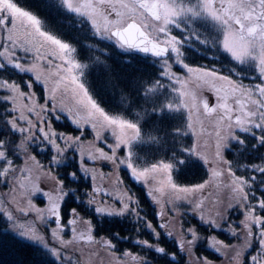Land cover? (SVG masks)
Returning a JSON list of instances; mask_svg holds the SVG:
<instances>
[{"label":"snow or ice","instance_id":"1","mask_svg":"<svg viewBox=\"0 0 264 264\" xmlns=\"http://www.w3.org/2000/svg\"><path fill=\"white\" fill-rule=\"evenodd\" d=\"M48 2L51 6L57 7L61 14H68L73 18H81L77 23L89 24L91 29L102 40L113 41L114 47L136 50L157 58V61L162 66L160 75L174 83L172 92L177 96L175 100L163 102L160 106V111L162 113H182L184 110H188L187 127L193 131L194 135L196 133L192 115L194 111H200L196 103L197 96L195 92L188 89L189 79H185L184 76L178 75L177 72L173 71V65L186 70L187 74H199L195 79L202 84L208 85L210 90H214L217 94V104L210 105L207 99L200 101L205 115L216 112L217 106L221 109L215 125L217 143L213 160H209L203 154L197 152L195 146L183 149L185 152L198 156L209 167L210 178L194 186L185 187L173 181L171 175L173 164L171 163L159 161L150 165L139 166L133 146L143 140L142 125L138 116L132 117L131 104L125 110V114L109 115L106 113L89 95L88 89L85 88L84 83L80 80V77L84 75L83 68L85 66L75 58L77 48L70 42H65L48 31L46 23L38 14L23 9L14 0H0V28H5L8 31L7 40L12 48L20 47L23 51L30 52L32 47H35L36 59L38 61L44 60L46 67L38 70L37 63H33L30 66L22 64L16 57L15 52L8 47H4V50L0 51V57H6L8 64L20 72H38L35 80H30L27 83V88L31 89L33 83H41L47 89V82L41 80L39 72H47L54 86L49 90L51 95L42 104L37 105L33 99L36 95L35 92L25 93L21 90L20 84L9 82L8 80H0V89H6L11 93V95L0 96V102L11 101L14 105L11 112H19L18 116H13L12 119L6 120L4 123L10 133L23 134L20 144L14 147L12 146L13 142L2 138L5 133L3 129H0V162H3L0 164V178H5L6 181V178L12 174L14 183L19 188H25L21 181L27 179V175L18 177L15 173H31L42 170L43 166L35 161L34 156H30L29 160L36 163V168L17 169L13 160L9 158L18 148L27 151L26 142L37 139V133L41 134L43 140L55 149L58 156L67 151L68 148H71L73 144L80 142L83 135L80 118L73 116L71 110H69V115L72 116V123L76 124L77 130L81 135L73 137L63 133H56L51 130L50 122L47 119L49 113L57 111L55 104L49 106L51 101L57 99V92L62 91L64 95H67L71 91L77 104L81 105L86 111L85 123H91L93 129L102 127L105 130H110V134L115 141L114 144H106L111 155L105 152L103 148H97L98 155L93 156L89 153L88 158L110 161L117 168L120 166L126 167L130 170L129 175L134 181L142 182L149 186L148 195L156 203H160V200L154 193H160V196L164 197L167 195L165 189H170L172 193L186 194L184 197L175 195V200L188 199L189 196L195 199V193L197 192L203 194L206 189L220 187L221 177L226 174L230 179L223 183V187L228 188L232 192V199L236 201V204L245 209L243 213L244 219L240 221L239 225L230 227L229 231L233 237H242L243 242L239 246L230 245L216 239V237H212L209 247L215 249L216 252H220L222 248L230 249L233 252L231 259L235 261V264H249L248 258L245 257L244 253L246 249L252 247V241L255 240L261 251L258 255L250 256V264H264V216L257 212V208L264 212V199L258 200L256 204L251 203V200L255 199V194L251 191V182L248 179L237 176L232 171L231 163L223 157L220 150L222 143L229 139H235L237 143H244L242 139L236 137V129L240 132L251 134L254 138H256L255 130H259L261 135L258 139L260 144L264 146V0H194V2L192 0H48ZM197 21L211 22L212 30L209 31L207 36L202 38L195 29H190L188 35L182 38L172 34L173 28L180 29L183 32ZM18 23L25 28L24 35L26 38L23 40L14 38V29L17 28ZM193 39L200 45L216 47L218 51L227 54L229 62L252 66L258 71L257 79L261 83L255 84L254 87H245L242 83H235L228 76L220 75L215 68L206 69L189 66L185 62L186 57L182 48L187 41ZM34 41L37 43L34 44ZM46 44L54 46L55 50L47 55H41V49ZM25 45H32V47H26ZM0 47L3 46L0 45ZM56 60H59L60 63H54ZM6 67V64L0 63V70ZM215 80L226 81L229 87H217ZM175 85H179V87ZM157 87H163L160 80H156L146 91L149 93L155 92ZM199 87H201L200 83L197 84V88ZM80 93H82L83 98L77 99ZM220 93L223 94L221 95ZM18 97L31 102V106L24 104L23 108L16 107ZM5 111L8 112L7 109ZM25 111L29 115H25ZM11 112H8V114L10 115ZM33 113L37 116L35 121L31 118ZM97 113L102 117V122H92ZM164 118L167 119V116ZM56 119H59V116ZM21 120L27 125L26 127L19 124ZM45 126H47V130ZM176 132L179 133L180 129H176ZM96 138L100 139V136L97 135ZM57 139L64 141L63 148L56 143ZM227 146L226 143H223V147ZM118 152H123V155H118ZM52 160L54 163H60L57 156H53ZM177 163H183V161L178 160ZM217 164L227 165V167L222 169L215 166ZM83 171L87 173L90 170L85 167ZM255 171L264 175V167L255 166ZM42 174L55 181L53 191L42 192L41 189L35 187L34 189L26 190L22 194L25 197H29L26 205H21L18 195H12L9 204L15 205L13 210L0 206V214L5 216L8 221L13 222V229L17 231L18 235L23 239L47 248L51 255L57 259H62V251L73 246L77 240L83 241L85 244H100L102 248L114 254L116 245L110 239L96 240L95 236L91 234L92 226L90 221H86L88 224L87 235L84 232H77V228L74 226L78 223L79 213H77L76 209H72L69 213L70 218L66 222L64 221L62 202L68 193L64 191L63 182L50 172ZM69 175L73 179L76 178L75 173H69ZM35 179L38 181L40 176L37 175ZM150 181L151 183H149ZM119 183H123V181H119ZM261 183H264V181H261ZM12 191L15 193L16 188H13ZM93 191L98 193L99 189H93ZM37 193L47 197L46 207L39 208L32 202L30 196ZM124 196L126 199L116 198L121 205L119 209L111 206H99L94 208L95 213L110 216L135 215L139 220L143 221V227L149 230V234L158 241L161 232L157 231V229H164L167 224L158 223L154 226L150 221L140 216L138 211L139 199L134 198V194L130 195L127 191L124 192ZM168 202L171 203L172 200ZM88 203L89 205H94L95 198L93 197ZM189 203H192V200H189ZM216 203L217 201H213V204ZM195 207L202 210L203 202L196 203ZM232 207L233 205H228L229 209ZM15 212L20 213L24 217H28L34 212L35 220L27 225L18 224L16 223ZM159 215L163 217L164 214L161 212ZM216 215L220 216L221 213L217 211ZM46 217L55 225V227L51 228L50 235L59 244V247H49L50 242L35 227V221L45 220ZM200 220L211 228L221 227L212 217H205L201 214ZM241 226L243 233L237 231ZM253 228H256L255 233ZM66 229L73 234L69 239H65L61 235V233H65ZM187 232L190 234L191 239H181L179 247L181 251L190 252L191 246L196 243L199 236L195 228H189ZM167 235L171 236L172 233L168 232ZM136 243L142 247L153 249L156 253L162 254V256L169 255L165 248L150 243L148 240H137ZM185 245H188V247L186 248ZM98 254V251L91 252V255L94 256ZM123 256L130 257L135 261V264H147L143 257L133 255L131 252H124ZM116 259L120 261L121 258L117 257ZM202 264H211V261L204 259Z\"/></svg>","mask_w":264,"mask_h":264},{"label":"trees","instance_id":"2","mask_svg":"<svg viewBox=\"0 0 264 264\" xmlns=\"http://www.w3.org/2000/svg\"><path fill=\"white\" fill-rule=\"evenodd\" d=\"M14 2L23 9L38 14L46 23V29L48 31L57 35L63 41L70 42L77 48L75 58L79 63L85 66L83 68L84 75L81 77V81L84 83L85 88L88 89L89 95L92 96L96 103L104 109L106 113L109 115L125 114V110L129 107V104H131L132 117L138 116L142 125L143 140L133 146V151L138 158L137 163L139 166L150 165L159 161L172 163L171 160L177 162L178 160L183 161V159L188 158L191 164L186 165L187 168L182 171V176L185 173L184 171H192L193 179L187 182L186 185H196L210 177L209 167L199 162L196 164L192 154L183 150L185 148H191L193 144V142L189 143V141H192V138L186 135L185 115L183 113H162L160 111L161 104L174 97V93L172 92L174 83L160 75L162 66L157 61V58L114 47L113 41L102 40L91 29L89 24L77 23L81 18H73L71 15L61 14L57 7L49 4L48 0H14ZM190 29H195L197 32L199 31L196 29V26H189V30ZM200 31L202 32L201 29ZM200 35L203 38L205 34ZM190 45L191 47L188 51L185 48L183 51L186 57L185 61L189 63V66L206 69L215 68L218 73L231 77V79L238 80L244 79H241V74L247 68H252L255 71L250 65H239L235 62H229V58L227 60L224 58L227 54L218 51L216 47L200 45L194 39ZM23 58H26V54L23 55ZM1 62L0 58V63ZM173 68L175 72H182L177 66H173ZM184 77L190 78L188 74ZM0 80H8L9 82L20 84L21 90L25 93L35 92L36 95L33 99L37 105L42 104L44 100L49 97L47 94L44 95L43 91L36 83H33L31 89L27 88V83L30 80L33 81L28 73L25 74L19 70L6 67L0 70ZM156 80H160L163 87H157L155 92H147L146 89L152 86ZM175 86L177 87L178 85ZM6 91V89H0V96L9 95ZM54 102L55 103L50 102L49 106L55 104L57 111L49 113L47 116L51 130L73 137L80 135L81 133L77 130L76 124L72 123V116L64 110V105H61L59 101ZM30 103L31 102L18 97L15 106L20 104L22 107L24 104H29L30 106ZM13 106L11 101L0 102V129H3L5 133L2 138L6 141L13 142L12 146L15 147L20 144L23 134L10 133L4 123L6 120L12 119L13 116H18V114H16L17 112H11ZM61 108L63 109L62 111ZM5 109L11 112V114L9 115ZM77 112L80 115L83 114L80 109H78ZM96 115L99 114L97 113ZM57 116H59V119H56ZM165 116H167V119L164 118ZM98 117L102 119V117ZM31 118L36 120L37 116L32 114ZM93 121L98 120L93 119ZM19 124L21 126H27L22 120L19 121ZM87 129L90 130L85 131L87 139H89L91 134L95 137L97 136L94 133L97 129H93L91 126H87ZM176 129H180V132L177 133ZM235 135L237 138L242 139L244 143H237L235 139L226 140L228 146L223 149L222 155L231 163L232 171L237 176L248 179L251 182V191L255 194V199H252L251 202L255 204L258 200L264 199V183H261V181H264V175L255 171V166L264 167V146L260 144L258 139L261 133L256 132V138H254L251 134H245L239 130H235ZM102 136L104 137L102 141L104 146L102 148L105 152H108V148H106V144H108V135L102 133ZM37 137L38 138L33 141L26 142L27 151H32L31 154L35 157V161L44 167V169L42 168L43 171L52 173L53 176L58 177L59 180L63 182L64 191L68 193L62 202L64 221L70 218L69 213L71 210L76 209L77 213H79V217L82 216V221L85 223L86 221L91 222L92 232L96 240L110 239L116 245V248L113 254L107 249L102 248L100 244L88 243L90 246H96L105 250V253L111 256V259H113L112 261L115 262L117 260L116 258L122 257L127 249L129 250L127 252L133 250L135 251L133 255L141 256L145 260H147V257L151 256L153 262L150 264H156L159 259L165 258L167 260H163L164 263L161 262L162 264L176 263L178 260V263L182 262V264H187L185 259L180 260L178 257L176 258V247L172 245L173 243H168L169 241L165 235L161 234V238H163L161 241L165 243L163 246L169 253L168 256H162V254L155 255L151 250L137 244L135 242L137 240H148L151 243L153 238L150 234L149 236L146 234L144 235L147 229L143 227V221L139 220L135 215H128V217L126 215L110 217V215H99L95 213L94 208L100 205L96 204V201H98L96 197H98L99 194L94 192L93 189H103L104 185L99 182V179L96 178L95 175L100 171L103 176L102 178L107 180L108 178L104 176L105 174L107 176L111 170L108 167L109 164L107 161L97 159V164H93V159L83 156L85 152H83L82 149L84 148L86 151V147H82V142L84 141H80L78 144H75L73 148H68L66 153L63 152L58 156L56 151L50 147H45L47 142L43 140L41 134L37 133ZM58 140L59 144H61L62 140ZM87 143L88 142H86V144ZM94 144L95 142L90 145ZM27 151L18 148L15 153L9 156L17 169L22 167L26 168L25 157L27 156ZM53 156H57L60 163H54L52 160ZM81 157H83V159H81ZM2 163L3 162L0 164ZM85 167L90 171L87 173L84 172L83 168ZM194 169L195 172L193 171ZM69 173H75L76 178L73 179ZM195 175L197 179H194ZM120 177L123 178L124 181L123 183H119L118 181V184L115 182L118 194L114 193V197H112V195L111 197L108 195L102 196V200L107 205L119 209L121 205L117 202L116 198L120 197L121 199H126L124 196L125 191L130 195L134 194V198H138L140 202L138 209L140 216L150 221L154 226L157 225L159 223L158 215L160 211L158 206H156L157 209L154 207L153 199L148 195L150 191L149 188L146 185H142L140 182L134 181L126 169L120 170ZM93 197L95 198V204L89 205L88 201ZM38 202L43 203V197H39ZM233 208H237V210L228 208L226 212L227 218H225V215L223 216L222 223L226 227H229L231 223H233L232 218L235 217L236 213H238V217L240 216L237 221H241L245 211L241 206ZM241 210L243 211L241 212ZM257 212H260V214L264 216V212H261L258 208ZM17 214L19 215V213ZM136 218L137 220L135 221ZM182 219L184 220V217H182ZM193 219L195 220V218ZM190 223L191 222L188 223L186 220L183 224V228L179 230L181 233L178 234V237H180L178 240L185 238L187 240L191 239V236L187 235V229L190 228ZM136 224L139 230L135 227ZM193 225L196 226V231L198 230L200 234L204 235L202 244H199V253L202 260H210L209 257L212 255L216 258V253L209 250L208 238L211 232H207L206 227L197 226L196 224ZM53 226L52 224L51 227ZM82 228H84V226ZM168 229L169 227L167 226V230ZM137 230L138 233H140L139 235L136 234ZM44 231L46 230L44 229ZM157 231L160 232V229L158 228ZM45 233V235L49 236V233ZM182 234H186L185 238L182 237ZM61 235L65 239H69L72 236V234L68 236L69 232L62 233ZM219 237L223 239L224 236L219 235ZM220 238L216 237L218 240H220ZM169 239L174 240L172 237ZM78 243L77 240L74 245H78ZM130 244L133 245L131 246ZM175 245L179 246V244L176 243ZM253 248L257 249L255 253L258 255L261 250L257 245ZM62 253L63 258L58 260L51 255L48 249H44L39 245L30 244L16 234H12L9 231V223L2 215L0 216V264H75L76 257L80 258L78 254L74 255L70 253V250L64 249ZM173 254L175 255L173 256ZM102 260L104 259L102 258ZM92 263L97 264L95 262Z\"/></svg>","mask_w":264,"mask_h":264},{"label":"rangeland","instance_id":"3","mask_svg":"<svg viewBox=\"0 0 264 264\" xmlns=\"http://www.w3.org/2000/svg\"><path fill=\"white\" fill-rule=\"evenodd\" d=\"M194 2V0H192ZM194 25L196 24H200V28L202 30V32L199 30L198 33L200 34H205L204 36H207L209 31H211V22H198V23H193ZM191 26V25H190ZM183 27V25H182ZM195 27V26H193ZM188 30L185 31H181L180 29H172V34L173 35H177L178 38H182L188 35ZM25 28L22 27L19 23L17 24V28L14 29V38L23 40L25 39ZM9 35L8 31L5 28H0V45H2L3 47H0V51L4 50V47H8L10 48L12 51L15 52L16 57L19 59V61L26 65V66H30L33 63H37L38 64V70L39 69H43L46 67V63L44 60H37V53H36V49L35 47H32V45H25L26 47H32V51L30 52H25L23 51L20 47H15L12 48L9 41L7 40V36ZM34 44L37 43L36 41L33 42ZM192 40H189L186 42L185 47L182 48V51H184V48L188 51L191 47ZM54 46L46 44L44 46L43 49H41V55H47L48 53L54 51ZM26 54V58H23V55ZM209 56V55H208ZM227 56V55H226ZM224 57L226 60L228 59V57ZM1 58V63H4L7 65L8 68L10 69H14L10 64H8V60L6 57H0ZM186 62V61H185ZM54 63H60L59 60L54 61ZM187 63V62H186ZM189 64V63H188ZM173 66H177V65H173ZM208 66V65H207ZM179 67V66H177ZM194 67V66H191ZM180 68V67H179ZM197 68V67H194ZM209 69V68H207ZM17 70V69H15ZM180 70L182 72H177L178 75L181 76H186V70L180 68ZM173 71L174 68H173ZM248 72V73H247ZM24 73V72H23ZM235 73V72H233ZM27 74V73H25ZM29 76L33 79V81L35 80V76L38 74V72H28ZM39 74L41 75V80L42 81H46L47 82V89L45 88L44 84L41 83H36V85L43 91L44 95L47 94L48 96L51 95L50 93V89L54 86L52 83V79H49L48 77V73L47 72H39ZM220 75H223L221 73H219ZM243 74V76H242ZM241 74V79L242 80H238V79H230L232 81H234L235 83H242L245 87H254L255 84L257 83H261L260 80L257 79L258 77V71H254L252 68H247L244 72H242ZM77 75H79V73H77ZM190 76V78L185 77V79H189V83H188V89L190 91H193L196 93L197 96V106L200 108L199 112H195L192 115V122L194 124V129H195V135L193 134V131L188 129L187 127V123H188V110H184L182 113L185 115L186 117V135H189L192 138L193 144L191 145L192 147L195 146L197 149V152L203 154L206 158H208L209 160H213L214 156H215V152H216V136H215V125H216V121H217V117L221 112V109L217 106V110L216 112H213L211 114L205 115L203 113V108H202V104H200L201 100L207 99L210 103V105L212 104H217L216 101V93L214 92V90H210L208 85L202 84L200 81H197L195 79V77L199 74L197 73H193V74H188ZM245 75V76H244ZM224 76V75H223ZM211 79V78H209ZM81 80V77H80ZM82 82V81H81ZM246 82H250V83H246ZM200 83L201 87L197 88V84ZM215 84L217 87H222V88H228V82L226 81H220V80H215ZM179 87V85L177 86ZM8 92V91H6ZM9 93V92H8ZM221 95L223 93H220ZM9 95H11V93H9ZM83 98L82 93L79 94V96L77 97V99H81ZM177 99L176 94L174 93V97L171 100H175ZM55 101H59L61 103V105H64V110L66 112H68L69 114V110H71V113L73 116H78L80 118V124L81 127L83 129V135L81 136V140L80 141H84L82 142V147H86V151L84 150V148L82 149L83 152H85L83 154V156L85 158H88L87 155L89 156V153H91L93 156L98 155L97 153V148H102L104 146V144L102 143L103 141V134H107L108 135V144H114V138L112 137V135L110 134V130H105L104 128L101 129V127H99L96 131H94V133L96 135L100 136V139H97L95 136H93L92 134L90 135L89 139H87V134L85 133V131H90L87 129V126H91V123H85V118H86V111L81 107V105L77 104L76 99L73 98V95L71 93V91H69V93L67 95H64L62 91L57 92V99ZM52 103H55L54 101H51ZM189 103H191L189 101ZM231 103V100H230ZM37 104V103H36ZM31 106V103H30ZM19 108H23L20 105L16 106ZM63 107V106H62ZM78 109H80V111L83 112V114H79L77 111ZM54 113V112H52ZM16 114L19 115V112H17ZM28 113L25 111V115H27ZM34 114V113H33ZM48 116V115H47ZM99 115H95V117L93 119H97L98 121L102 122V119H100L98 117ZM35 121V119H34ZM92 122H97V121H92ZM77 128V126H76ZM86 129V130H85ZM47 130V127H46ZM238 130V129H236ZM257 133H260L259 130H255ZM223 134V133H222ZM247 134V133H246ZM81 135V134H80ZM187 136V137H189ZM88 140V141H87ZM86 142H88L86 144ZM95 142L94 145H90L91 143ZM57 144H59V140L57 139L56 141ZM223 143L227 144V141H224ZM223 143L221 146V154H223V149L225 147H223ZM62 148L64 147V141H61V144H59ZM75 146V144L72 145L71 148H73ZM45 147L47 148H51L55 151L54 148H52L48 143L45 144ZM107 148V147H106ZM67 151H65L66 153ZM31 150L27 151V156L25 157V161L28 162V165L26 163V168H36L37 165L35 162L30 161L29 157L33 156ZM108 153L111 155L110 150L108 149ZM87 154V155H86ZM118 155H123V152H118ZM193 159L199 163H203V161L201 159L198 158V156L196 155H192ZM194 161V162H195ZM97 159L93 160V164H97ZM109 164V169L111 170L109 174H105L104 177H107L108 179H104L102 178V173L100 171L97 172V174L95 175L96 178L99 179V182L102 183L103 185V189H99L98 192V201H96V204L100 205V206H104V207H109L111 205H107L103 200H102V196H110L112 195V197H114V193L118 194L117 192V187H116V183L118 184V181H124L123 178L120 177V170H128L126 167L124 166H120L119 168H117L116 166H114L110 161H107ZM171 164H173V171L171 173L172 177H173V181L175 183H177L178 185L181 186H185V187H191L194 185H186L187 182L191 181L193 179L192 176V171H184V175L182 176V171L184 169L187 168L186 165L191 164V162H189L188 158L183 159V163H177L176 161H172L171 160ZM1 163V162H0ZM53 163V162H52ZM168 163V162H166ZM204 164V163H203ZM41 165V164H39ZM205 165V164H204ZM53 166V165H52ZM219 168H226L227 165H223V164H217L215 165ZM23 168V167H22ZM25 168V167H24ZM44 169V167H43ZM57 169V166H56ZM196 169V167H195ZM195 169L193 170L195 172ZM97 170V169H96ZM95 170V171H96ZM94 171V172H95ZM46 171L41 170L40 172H31V173H20V172H16L15 175L18 177H22L24 175H27V179H23L21 182L25 185V188H19L18 185H16L13 181V175L10 174L9 177L6 178H0V206H3L5 208H7L8 210H13L15 205L9 204V201H11L12 199V195H18V197L20 198L21 201V205H26L27 203V199L29 197H25L22 194L26 192V190L29 189H34L35 187H38L39 189L42 190V192H51L53 191L54 187H55V181L48 178L46 175H43L42 173H44ZM128 172H130V170H128ZM39 175L40 179L37 181L35 179V177ZM210 177H208L209 179ZM122 179V180H121ZM194 179H197L196 175L194 176ZM230 178L225 174L224 176L221 177V181H220V187H212L209 189H206L205 192L202 193H195V199H193L191 196L188 197V199H180V200H175L174 196L175 195H179L181 197H184L186 194L184 193H172L170 189H165V192L167 193V195H165L164 197L160 196V193H154V195L160 200V203H156L153 202L154 207L158 206L160 213L163 212V217H161L160 215H158V219H159V223L160 224H167V226L171 229L167 230V227L164 229H160V232L162 235H165L166 238L168 239V243H173L172 245H174L176 247V258L178 257L180 260L185 259L187 264H202L203 260L200 256V249H199V244H202L204 235L200 234V231L197 230L198 235H199V239L196 241L194 246H191V251L190 252H186V251H181L180 247L175 245L180 243V240H178L180 237H178V234L181 233V228H183V224L186 222V220L189 222H191L189 224L190 228H196L195 225L197 226L200 225L202 227H206L207 228V232H211V235L208 238V243L211 242V238L216 236L218 238L219 235L224 236L223 239L220 238V241L222 240L224 243L226 244H230V245H241L242 244V237L241 238H237V237H233L230 234V227H235L236 225L240 224V221H237V219H239L238 217V213H236L235 217L232 218V222L231 225L229 227H226L223 225L222 220H223V216L225 215V218H227L226 216V212L228 209V205L231 204L233 205V207L239 206L236 204V201L234 199H232V192L228 189L223 187V183H226ZM116 182V183H115ZM142 185H146L142 182H140ZM139 183V184H140ZM151 183V181L149 182ZM148 188L149 186L146 185ZM153 186H159V185H153ZM13 188H16V192L13 193ZM150 190V188H149ZM39 197H43V203L42 202H38V198ZM32 202L39 208H44L47 206V197L41 195L40 193H37L35 195H31L30 196ZM172 200L171 203H169L168 201ZM189 200H192V203H189ZM203 202V209H196L195 204L198 202ZM213 201H217L216 204H213ZM253 203V202H251ZM256 204V203H255ZM237 210V208H233ZM157 209V207H156ZM219 211L221 213L220 216L216 215V212ZM243 210H241L242 212ZM18 213V212H17ZM16 212L14 213V215L17 217V221L16 223L18 224H29L32 221L35 220V213L33 212L32 215L28 216V217H24L22 216L20 213L19 215ZM201 214H203L205 217H212L216 220L217 223L220 224V228H211L206 224H203L200 220V216ZM2 214H0L1 216ZM63 215V212H62ZM127 217L129 214H125ZM5 218V220L9 223V231L12 234H16L18 237H20L17 233L16 230L13 229V222L12 221H8L7 218L5 216H3ZM19 217V218H18ZM111 217V216H110ZM182 217H184V220L182 219ZM195 218V220L193 219ZM193 219V220H192ZM244 219V216L242 215V219ZM47 220V221H46ZM137 220V218L135 219V221ZM164 220V221H163ZM49 222V223H48ZM51 223V224H50ZM193 223V224H192ZM52 221L50 219H46L42 220V221H35V227L39 230V232L41 234H43L45 236V239L47 241H49V247L55 246V247H59V244L56 243L53 238L50 235V231L51 228L55 227V225L53 227H51L52 225ZM78 225H76L77 230H79L80 232H84L86 235L88 234V229H87V224L82 221V216L79 217L78 220ZM84 225V228H82V225ZM123 226V225H122ZM125 227V226H123ZM138 230L139 227L135 226ZM224 228V229H223ZM227 228V229H226ZM44 229L46 231H44ZM138 230L136 231V234L139 235L140 233H138ZM167 230V231H166ZM173 231V232H172ZM237 231L239 233H243V228L241 226V228L237 229ZM49 233V236L45 235L46 233ZM168 232H171L172 235L169 236L167 235ZM219 232V233H218ZM253 232H256V228H253ZM144 233V232H143ZM222 233V234H220ZM91 234L94 233L92 232ZM148 235L149 236V230H147L144 235ZM162 235L160 236L159 240L157 241L152 235H150L153 240L151 241V243L153 244H157L160 247L164 248V242L161 241L163 240ZM187 235L190 236V234L187 232ZM258 235V233H257ZM186 234H182V237L185 238ZM174 238V240H171L169 238ZM21 238V237H20ZM23 239V238H22ZM227 239V241H226ZM26 242L33 244V245H39L37 243H34L30 240H26L23 239ZM184 240H187L186 238ZM78 245H73L69 248H67L66 250H70V253L80 256V258L76 257V263L75 264H93L92 262H95L97 264H124V262H126V264H135V261H133L130 257H120V261H112L113 259H111V256H109L108 254L105 253V250L100 249L96 246H90L89 244H85L83 241L78 240ZM136 242V241H135ZM131 246L133 244H130ZM256 242L255 240L252 241V247L248 248L245 250V257L248 258V262L250 264V256L252 255H257L255 252L257 251V249H254L253 247L256 246ZM41 246V245H39ZM90 246V247H88ZM219 246V245H218ZM185 247H188L185 245ZM44 248V247H43ZM168 248V247H167ZM47 249V248H44ZM82 249V251H81ZM148 249V248H146ZM151 250L155 255H159V253H156L153 249H148ZM209 250H212V252L216 253V258H214V256H210L209 259L211 261V264H235V261H233L231 259L233 252L230 249H224L222 248L220 252H216L215 249H212L211 247L209 248ZM93 251H98V255H91V252ZM129 250H125V252H127ZM131 253L135 251H130ZM259 254V253H258ZM63 255V253H62ZM55 257V256H54ZM66 257V256H65ZM56 258V257H55ZM102 258L104 260H102ZM57 259V258H56ZM61 260V259H58ZM163 260H167L165 259H159L158 262H156V264H162L164 263ZM177 260V259H175ZM112 261V262H110ZM147 264H150L153 262L152 257H147ZM179 261V260H178ZM62 262V261H59ZM162 262V263H161ZM67 264V263H66ZM171 264H176V263H171ZM178 264H182V262L178 263Z\"/></svg>","mask_w":264,"mask_h":264},{"label":"flooded vegetation","instance_id":"4","mask_svg":"<svg viewBox=\"0 0 264 264\" xmlns=\"http://www.w3.org/2000/svg\"><path fill=\"white\" fill-rule=\"evenodd\" d=\"M193 2V1H192ZM199 21H197V22H195V23H198ZM198 25H199V27H198ZM191 26H196V29H198V30H200L201 28H200V24H196V25H194V24H191ZM246 134V133H245ZM153 202H155L154 200H153ZM66 222V221H65ZM78 225V224H77ZM84 225H82V227H83ZM74 227H76V225L74 226ZM88 229V228H87ZM170 229V228H169ZM165 230V229H164ZM65 232H69V235L68 236H70L72 233L70 232V231H68L67 229H66V231ZM77 232L79 233L80 231L79 230H77ZM173 232V231H172ZM62 234V233H61ZM73 235V234H72ZM174 239V238H173ZM172 240V239H171ZM176 263H178V261H176Z\"/></svg>","mask_w":264,"mask_h":264},{"label":"water","instance_id":"5","mask_svg":"<svg viewBox=\"0 0 264 264\" xmlns=\"http://www.w3.org/2000/svg\"><path fill=\"white\" fill-rule=\"evenodd\" d=\"M126 50H128V49H126ZM128 51H130V52H135V53H140V52H138V51H136V50H128ZM140 54H144V53H140ZM146 55L151 56L150 54H146Z\"/></svg>","mask_w":264,"mask_h":264}]
</instances>
